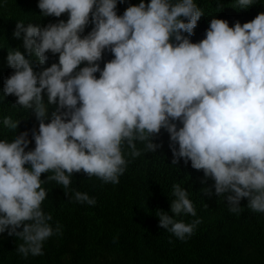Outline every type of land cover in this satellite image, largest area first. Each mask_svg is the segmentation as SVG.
I'll use <instances>...</instances> for the list:
<instances>
[{"label": "clouds", "instance_id": "1", "mask_svg": "<svg viewBox=\"0 0 264 264\" xmlns=\"http://www.w3.org/2000/svg\"><path fill=\"white\" fill-rule=\"evenodd\" d=\"M117 3L39 0L43 16L68 13L67 22L41 29L20 21L13 33L16 39L24 34L23 47L29 57L38 58L37 67L47 63L46 53L59 54L58 64L38 73L19 50L7 56L14 74L4 80V95L15 96L16 105L32 110L39 122L38 133L31 132L33 151H25L28 131L11 142L0 140V233L22 241L17 254L24 259L44 255V242L62 234L59 225L54 229L49 223L52 215L42 210L48 195L42 185L55 181L67 190L73 173L81 171L105 184H119L129 163L126 154L135 159L155 152L162 145L152 140L161 129L170 136L172 163L183 158L203 170L231 213H240L242 198L253 212L264 213V13L234 27L213 18L206 38L192 43L204 15L194 0H141L122 16ZM252 4L237 0L236 7ZM89 23L94 27L81 38ZM105 50L114 59L101 70L98 62ZM84 62L87 66L74 71ZM52 105L56 110L45 123ZM176 121L182 124L179 129ZM18 124L10 116L3 118L9 130ZM43 173H51L46 181ZM203 192L212 195L209 188ZM172 195V213L196 216L187 190L173 184ZM74 201L97 203L79 191ZM157 212L159 227L181 241L202 223Z\"/></svg>", "mask_w": 264, "mask_h": 264}, {"label": "trees", "instance_id": "2", "mask_svg": "<svg viewBox=\"0 0 264 264\" xmlns=\"http://www.w3.org/2000/svg\"><path fill=\"white\" fill-rule=\"evenodd\" d=\"M140 2L124 0L121 3L118 0L117 15L122 16L129 6H138ZM143 2L148 4L150 0ZM38 3L39 0H0V140L11 142L15 136L28 131L30 143L26 152L35 149L31 132L35 129L38 133L39 122L32 110L16 105L15 96L4 95V80L14 74L8 65V53L19 50L26 59L33 61V69L37 73L51 67L53 63L58 64L59 54L46 53L49 57L47 63L43 68L37 67L38 58L29 57L23 47L24 34L21 33V38L16 39L13 33L20 21L24 22L25 27L31 24L43 29L50 23L61 20L66 23L69 19L68 13L59 18L43 16ZM194 3L203 10L204 15L197 22L194 35L190 38L192 43L206 38L213 18L225 20L229 27H234L236 22L243 25L264 13V0H253V4L247 8L236 7L237 0H194ZM93 27L89 23L81 38L88 35ZM102 57L98 62L101 70L105 63L114 59V55L105 50ZM85 66L87 62L74 71ZM95 75L99 78V72ZM42 96L47 104L46 92ZM55 110L56 105L49 106V119L45 123L51 122V114ZM5 116L19 120L15 131L5 128ZM175 123L178 129L182 127L179 121ZM152 142L162 147L155 152H142L135 159L126 154L129 163L119 178V184H105L97 177L89 178L81 171L73 173L67 190L55 181L42 185L48 193L42 202V210L52 215L49 223L54 229L59 225L62 234L53 235L44 242V255H29L24 259L17 254V247L22 241L15 235L9 236L7 231L0 233V264H65L63 258L68 256L72 257L70 264H82L85 260L101 256L107 258L110 264H264V213L253 212L248 208L247 198L241 199L239 214L231 213L224 197L215 195L214 180L206 179L203 170L192 168L191 161L185 164L183 158L174 165L169 148L170 136L165 129H161ZM137 147L143 149L144 145L138 144ZM176 148L178 150V144ZM25 167L30 168V165ZM49 175L51 173L41 174V180L46 181ZM205 179L206 182L202 183ZM177 183L188 191V198L196 210L195 217L172 213L171 203L175 199L172 187ZM205 188L211 189L212 195L204 194ZM76 191L95 198L96 205L76 203ZM158 210L177 221L192 223L201 219L202 223L191 237L181 241L159 227ZM18 231H22V228ZM234 236H238V239H234ZM170 240L172 243H169ZM240 241L255 252L256 258L249 259L244 255Z\"/></svg>", "mask_w": 264, "mask_h": 264}, {"label": "rangeland", "instance_id": "3", "mask_svg": "<svg viewBox=\"0 0 264 264\" xmlns=\"http://www.w3.org/2000/svg\"><path fill=\"white\" fill-rule=\"evenodd\" d=\"M209 219L210 218H206L205 220H209ZM262 220L264 221V215H263ZM227 233H229V232H227ZM234 239H238V236H236V238L234 236ZM240 245L242 247V252L244 253V255L247 258H249V259L256 258L255 252L252 249L248 248L246 243L240 241ZM71 258H72L71 256L63 258L65 264H70L71 263ZM82 264H110V263H109L107 258H105L104 256H101L99 258L93 257L92 259L85 260Z\"/></svg>", "mask_w": 264, "mask_h": 264}]
</instances>
